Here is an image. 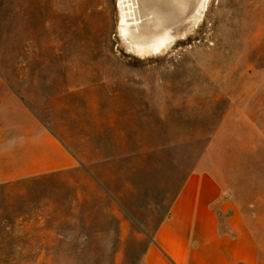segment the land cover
<instances>
[{"label":"crops","instance_id":"1","mask_svg":"<svg viewBox=\"0 0 264 264\" xmlns=\"http://www.w3.org/2000/svg\"><path fill=\"white\" fill-rule=\"evenodd\" d=\"M217 81L216 93L203 95L200 106L195 138L200 153L194 162L191 153L176 162L180 171L170 181L177 186L167 193L162 216L159 192H134L149 169L158 181L161 162L171 164V111L163 118L167 132H161L154 97L149 108L143 96L105 92L56 104L45 115L14 95L6 118V153L0 154L9 169L0 179L50 184L46 205L28 214L38 217L40 238L53 247L65 241L115 248L106 259L93 261L126 262L128 248L139 246V264H264L253 227L236 201L240 179L230 180L225 170V162L264 166V64L248 69L239 81ZM167 99L171 102V96ZM213 103L215 112L209 114ZM183 116L178 145L189 152L192 117ZM209 118L215 120L210 128ZM248 185L250 192L262 193L249 197L264 199V179L249 176ZM144 198L151 206L145 218L138 211Z\"/></svg>","mask_w":264,"mask_h":264},{"label":"rangeland","instance_id":"2","mask_svg":"<svg viewBox=\"0 0 264 264\" xmlns=\"http://www.w3.org/2000/svg\"><path fill=\"white\" fill-rule=\"evenodd\" d=\"M196 1L183 19L169 25L173 40L152 54L138 52L122 35L118 0H0V154L6 153V118L13 111L14 95L45 115L56 104L105 92L143 96L149 108L154 97L161 132H167L163 118L171 111V164L161 162L158 181L155 169L153 176L149 169L139 188L134 184V192L149 196L159 192L162 216L165 197L177 186L170 181L180 171L176 162H183L188 153L194 162L200 153L195 138L203 95L216 93L217 78L239 81L248 69L264 64V0H203L200 12L202 1ZM214 105L209 114L215 112ZM184 112L192 117L189 152L178 145L184 136ZM208 122L210 128L215 120ZM249 163L225 162V170L230 180L240 179L239 188L234 186L236 201L264 258V199L249 197L262 193L250 192L248 185L249 176L264 179V166ZM8 165L0 157V176L8 173ZM51 185L55 192L56 183ZM49 187L39 179L9 183L0 179V264H139V246L128 248L126 262H98L93 260L106 259L104 254L115 248L74 247L65 241L59 247L45 245L51 240L40 238L38 217L28 214L46 205ZM147 204L144 198L138 209L144 218L151 210ZM255 210L259 214L252 215ZM26 222L31 224L25 227Z\"/></svg>","mask_w":264,"mask_h":264},{"label":"bare ground","instance_id":"3","mask_svg":"<svg viewBox=\"0 0 264 264\" xmlns=\"http://www.w3.org/2000/svg\"><path fill=\"white\" fill-rule=\"evenodd\" d=\"M201 1L198 9L195 8L198 12L205 3ZM194 3L198 1L118 0L121 16L119 28L135 50L153 54L165 47L170 38L172 39L169 35V25L183 19L190 5Z\"/></svg>","mask_w":264,"mask_h":264}]
</instances>
